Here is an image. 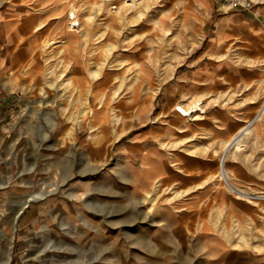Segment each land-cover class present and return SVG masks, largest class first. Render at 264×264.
<instances>
[{"label":"rangeland","instance_id":"374dc122","mask_svg":"<svg viewBox=\"0 0 264 264\" xmlns=\"http://www.w3.org/2000/svg\"><path fill=\"white\" fill-rule=\"evenodd\" d=\"M238 10L0 0V82L27 87L0 89V218L37 196L0 264H264V37Z\"/></svg>","mask_w":264,"mask_h":264},{"label":"crops","instance_id":"0c3cea01","mask_svg":"<svg viewBox=\"0 0 264 264\" xmlns=\"http://www.w3.org/2000/svg\"><path fill=\"white\" fill-rule=\"evenodd\" d=\"M255 5L252 10H245L239 9L233 13H227L222 16V21L224 22H231L238 20L239 24L243 27H246L249 23L252 24L251 26L254 30V35L264 37V0H254ZM7 59L0 54V70L6 66ZM16 79L9 75L3 74L1 77L0 82V89L4 90L6 93H19L22 92L23 94L26 93L27 87H23L21 84L24 82H15ZM23 87L24 90L21 91ZM3 100V98H1ZM26 99V98H24ZM24 111V110H23ZM13 120L5 119L2 115L0 116V130L1 131H8L13 130L15 125H13ZM9 253V252H8Z\"/></svg>","mask_w":264,"mask_h":264},{"label":"bare ground","instance_id":"6f19581e","mask_svg":"<svg viewBox=\"0 0 264 264\" xmlns=\"http://www.w3.org/2000/svg\"><path fill=\"white\" fill-rule=\"evenodd\" d=\"M25 106H27V105H25ZM190 106L191 107H195L196 109L198 107L197 104H192ZM179 110L182 111L183 113H188L187 109L184 108L181 105L179 106ZM145 164H149L150 167H148V168L146 167L144 169L143 174H144L145 179H149L150 180L154 176V174H153L154 169H157V167L160 165V163L158 162V155L155 154V153H153V155H148V158L146 159ZM221 168H222V174L227 177L228 173H227V169H226L225 158L222 159ZM130 169H131V167H130ZM41 195H38V196H41ZM13 197L15 198L14 195H12V198ZM32 197H37V196L31 195V194H28V193L23 195L22 201L20 202L19 209L17 211L10 212L11 215H10V217L8 216L7 219L3 218V217L0 218V233H1V235L5 236L8 245H10L12 240H13V236H14V233H15L16 228H17V221H18L19 215L22 212V210L27 205L30 204V201H31ZM13 200H14V204H15L16 203L15 202L16 199H13ZM5 220L8 221V222L10 221V223H9L10 227L4 230L3 226L6 225Z\"/></svg>","mask_w":264,"mask_h":264},{"label":"built area","instance_id":"2783aa9c","mask_svg":"<svg viewBox=\"0 0 264 264\" xmlns=\"http://www.w3.org/2000/svg\"><path fill=\"white\" fill-rule=\"evenodd\" d=\"M222 2L228 9L252 10L255 5L253 0H222Z\"/></svg>","mask_w":264,"mask_h":264}]
</instances>
